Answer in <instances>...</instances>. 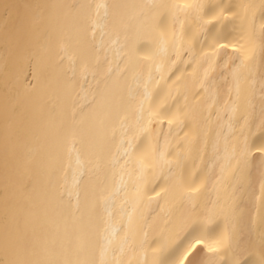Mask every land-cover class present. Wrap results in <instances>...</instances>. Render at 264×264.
<instances>
[{"label":"bare ground","instance_id":"obj_1","mask_svg":"<svg viewBox=\"0 0 264 264\" xmlns=\"http://www.w3.org/2000/svg\"><path fill=\"white\" fill-rule=\"evenodd\" d=\"M0 264H264V0H0Z\"/></svg>","mask_w":264,"mask_h":264}]
</instances>
